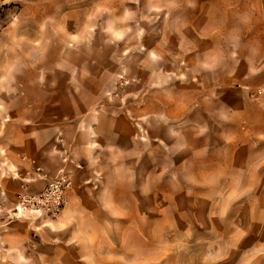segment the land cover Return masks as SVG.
<instances>
[{"label": "clouds", "instance_id": "clouds-1", "mask_svg": "<svg viewBox=\"0 0 264 264\" xmlns=\"http://www.w3.org/2000/svg\"><path fill=\"white\" fill-rule=\"evenodd\" d=\"M20 2L0 264H264V0Z\"/></svg>", "mask_w": 264, "mask_h": 264}, {"label": "rangeland", "instance_id": "rangeland-1", "mask_svg": "<svg viewBox=\"0 0 264 264\" xmlns=\"http://www.w3.org/2000/svg\"><path fill=\"white\" fill-rule=\"evenodd\" d=\"M25 8V5L22 4L20 2V0H8V2H6V0H0V31H3L5 29L10 30V25L15 21L17 16H21L23 17V10ZM190 45V41L185 42V46H189ZM225 99H230V97L227 95L225 96ZM108 135L110 136V139L108 140V145L107 146H117L119 147V145H116V137L114 134L108 133ZM105 146V147H107ZM134 147V145H131L130 143L126 144L124 146L125 150H128L129 148ZM108 153L105 152L102 154L103 156H107ZM121 157L120 156H116L114 157V160L118 161L120 160ZM165 163L164 160V154H163V150H159V151H154L153 149H148L147 151L144 152V157L142 160V164H141V173H144V170L151 166L154 167H160ZM236 193L233 192L232 194H230L227 199H231L232 195H235ZM110 207L113 208V214L114 215H123L124 213L122 212L121 209L116 208L112 205H109ZM209 260L213 262L216 260L215 256H211L209 257Z\"/></svg>", "mask_w": 264, "mask_h": 264}, {"label": "snow or ice", "instance_id": "snow-or-ice-1", "mask_svg": "<svg viewBox=\"0 0 264 264\" xmlns=\"http://www.w3.org/2000/svg\"><path fill=\"white\" fill-rule=\"evenodd\" d=\"M74 39H79V37H74Z\"/></svg>", "mask_w": 264, "mask_h": 264}]
</instances>
